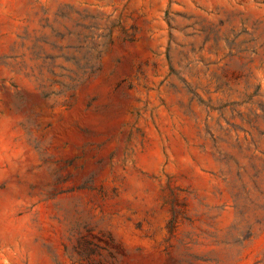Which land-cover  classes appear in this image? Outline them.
I'll return each mask as SVG.
<instances>
[{"label":"rangeland","instance_id":"obj_1","mask_svg":"<svg viewBox=\"0 0 264 264\" xmlns=\"http://www.w3.org/2000/svg\"><path fill=\"white\" fill-rule=\"evenodd\" d=\"M0 264H264V0H0Z\"/></svg>","mask_w":264,"mask_h":264}]
</instances>
